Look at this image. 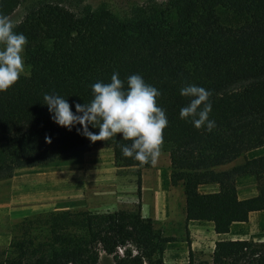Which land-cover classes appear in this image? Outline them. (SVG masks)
I'll return each instance as SVG.
<instances>
[{"label": "trees", "instance_id": "trees-1", "mask_svg": "<svg viewBox=\"0 0 264 264\" xmlns=\"http://www.w3.org/2000/svg\"><path fill=\"white\" fill-rule=\"evenodd\" d=\"M19 1L0 0V14L8 16ZM16 25L14 31L27 38L28 70L0 93V180L18 169L80 158L98 146L111 149L117 167H150L122 154L121 146L131 143L122 135L93 143L79 124L71 131L60 127L43 99L59 95L76 114L77 104L94 98L93 84L110 83L118 73L127 89L128 78L140 75L161 93L157 104L168 120L162 151L169 183L183 195L184 221L210 222L215 234H225L250 212H264V153L215 170L250 150H264V0H149L122 22L104 9L77 16L46 2ZM190 85L211 92V132L180 117L192 99L181 89ZM247 176L256 194L238 199L235 179ZM202 185L217 190L200 193ZM169 242L138 209L53 211L23 218L7 252H0V264H96L100 254L112 264H165ZM186 258L183 264H264V242L215 241L209 260L197 259L189 247Z\"/></svg>", "mask_w": 264, "mask_h": 264}, {"label": "rangeland", "instance_id": "rangeland-1", "mask_svg": "<svg viewBox=\"0 0 264 264\" xmlns=\"http://www.w3.org/2000/svg\"><path fill=\"white\" fill-rule=\"evenodd\" d=\"M148 1L20 0L8 17L18 24L29 9L48 2L59 4L77 16L86 10L96 12L104 9L122 22L132 19L135 10L146 6ZM161 1L163 0H155L156 3ZM27 70L25 66V73L22 75H25ZM243 158L244 156L238 157L215 170H227L240 165L243 163ZM168 173L169 160L165 152L155 166L123 168L114 164L111 149L103 146L94 147L77 159L60 160L48 166L15 170L10 178L0 180V252H7L11 234L23 218L53 211L104 213L120 209H138L139 213L143 211L142 217L149 218L152 226L161 231L163 236L173 239V242L165 244L164 249L169 247L167 252L170 255L176 254V262L185 260L184 252L181 248L179 255V251L173 248L178 249L180 243L183 246L192 239L195 245L197 244L193 250L195 257L199 260H209L213 249V235L208 230L209 224L205 221L198 222L194 227L191 226L192 229H188L186 226L188 221H184L181 189L179 186L170 185ZM245 178L248 181L244 179L243 186H250L253 182L255 188L253 178ZM156 183L165 188L166 194L162 192V195H155L152 189ZM141 184L143 195L140 190ZM212 190L210 185H204L199 192L207 193ZM167 200H170L169 208ZM155 202L158 204L157 210L153 207ZM166 209L170 212L165 218L152 216L150 212ZM197 230L200 232H196ZM234 232L246 233V237L243 235L244 240L264 242L263 214L248 221ZM96 264H112V262L110 257L100 254Z\"/></svg>", "mask_w": 264, "mask_h": 264}, {"label": "clouds", "instance_id": "clouds-1", "mask_svg": "<svg viewBox=\"0 0 264 264\" xmlns=\"http://www.w3.org/2000/svg\"><path fill=\"white\" fill-rule=\"evenodd\" d=\"M16 26L10 17L0 14V93L12 89L25 73L23 53L27 38L14 31ZM92 91V101L77 104L76 114L71 111L67 100L59 95L45 94L43 99L53 114V121L60 127L71 131L79 124L82 134L93 143L122 135L124 141L131 142L121 146L125 157L135 159L141 166H155L163 155V133L168 126L166 113L157 104L161 93L146 84L140 75L130 76L125 89L118 73L112 75L110 83L93 84ZM181 95L192 98L190 104L180 110L181 119L190 118L196 129L206 126L211 132L216 126L215 121L209 119L211 92L190 85L181 89ZM89 125L99 128V134L89 131ZM45 139L51 143L50 138Z\"/></svg>", "mask_w": 264, "mask_h": 264}, {"label": "crops", "instance_id": "crops-1", "mask_svg": "<svg viewBox=\"0 0 264 264\" xmlns=\"http://www.w3.org/2000/svg\"><path fill=\"white\" fill-rule=\"evenodd\" d=\"M263 153H264L263 148H261V147L260 148H256V149H253V150H250V151L246 152L244 154V158L245 159H253V158H256V157L261 156ZM244 179H246V181H248L247 178H245V177H238L237 179H235V182H234L235 193H236V196H237L238 199H246V198L252 197V196H254L256 194V190H255L254 185H253L254 183L253 182L251 183V181H250L251 185L250 186L248 185V186H245L244 187L243 186V180ZM162 182H164V181H162ZM141 183H142V181H141ZM202 186H204V185H202ZM202 186H199L198 187V191H199V189ZM210 186L213 189L211 192H215L217 190V186L216 185H210ZM140 187H141L140 190H141V193H142V191H143L142 184H141ZM164 190H165V188H163V186L161 187V184H158V183H156L154 185V188L152 189V191L155 192V195H157V194L158 195H162L163 194L162 192L165 193ZM211 192H207V193H211ZM142 195H143V193H142ZM141 202L143 203V197L142 196H141ZM181 202L183 203V206H184L183 195H182V198H181ZM167 204H168L167 207L169 208L170 207V200H167ZM153 207H154V210H157L158 209V204L155 202V204L153 205ZM150 212H151L152 216L158 215V216H164V218H165V217H167L169 215V212L170 211H169V209H166L164 211H150ZM142 214H143V211L141 210L140 211V215L142 216ZM262 214L264 216V212H262V211L250 212L248 214V217H247V220H246L247 222L232 223L229 226L228 232L225 233V234H215L212 231V224L210 222H207L209 224L208 225V228H209L208 230L213 235L212 245H213V243L215 241H222V240H231V241H233V240H244V238L246 237V235H245L246 233L243 234V232H242V233H237L236 234L234 231H237V229H239L242 225H244L245 223L247 224L248 221H250V220H253L255 218L260 217ZM151 218H153V217H151ZM198 222H203V221H191L190 220V221H188L186 223V226L188 227V229H192L195 226L194 224H197ZM191 226H193V227H191ZM196 232H200V231L197 230ZM202 232H204V231H202ZM243 235L245 237H243ZM187 243L185 242V244L183 246L180 243V245H179L180 248H178V249H176L177 247H174L173 248L174 250H178L179 251V255H181V251H182L181 248L183 249L182 252H184V257H185V260L184 261H182V262L181 261L176 262V254L170 255L167 252V248H169V247H166L164 249L163 253H162L163 262L166 263V264H175V263L182 264V263H184L187 260V258H186L187 257V248L189 247L190 250L193 251L194 250V246L197 245V244L195 245L193 239L188 244Z\"/></svg>", "mask_w": 264, "mask_h": 264}]
</instances>
